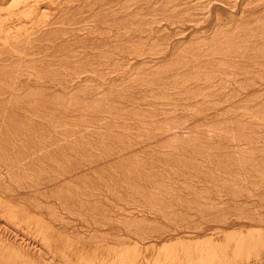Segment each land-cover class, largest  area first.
Here are the masks:
<instances>
[{"label": "rangeland", "instance_id": "rangeland-1", "mask_svg": "<svg viewBox=\"0 0 264 264\" xmlns=\"http://www.w3.org/2000/svg\"><path fill=\"white\" fill-rule=\"evenodd\" d=\"M16 1L14 6L10 7L9 4L1 10L4 9V13L10 11L8 14L18 17L26 14L25 9L27 7H37L39 22L37 25L20 29V31L33 29V34L30 37L15 38L8 44V49L17 51L20 57L11 58L9 55L0 52V62L10 67L6 71L0 69V83H2L0 84V139H5L10 145L6 147L0 143V164H2L0 165V169L2 168L0 170V176H2L0 178V196L8 199L14 209L20 208L28 211L21 214L22 217L10 216L9 213L0 214V255L6 259L3 260L4 263L9 261L6 264H63L55 258L54 253L64 245L65 250L75 246L78 248L81 246L92 247L91 245L109 247L114 248L116 254L136 253L133 249L150 248L157 245L159 248L157 252H164L165 255L162 258L154 259L152 255L155 253L152 252L151 255L149 253L148 256L152 258L149 263L145 259L147 255L144 253H147L146 251L143 252V256L138 255L136 259L130 260L128 263L120 259L115 263V258L107 259L103 255L99 260L102 264H191L192 261L189 262V260L195 257V253L183 251V247L174 248L171 243L177 242V237L185 239L188 235H192V237H197V240L204 239L209 235L206 231L204 232V229L213 227L214 224V227L219 229L236 223L240 224L241 228L235 230L242 228L244 230L260 229L259 226L264 222V196H262L264 195V0H261L263 4L260 0H230L233 5L228 0L227 3L226 0H214L215 4H212L213 0H172L173 3L168 0L170 2L168 4L166 3L167 0H164L163 3V0H160L161 5H159L158 0H135V2L134 0ZM148 1L149 3H147ZM179 1L185 3H182L181 6ZM36 3L39 5L36 6ZM119 3L121 4L119 5ZM229 3L231 4L230 7L235 6L236 8H230ZM103 5L104 8L102 9ZM183 5H186L185 9ZM160 6L162 9H159ZM176 6H178L177 10ZM179 6L180 9H178ZM171 8L176 11L171 10ZM182 8L184 11L187 10L189 14L187 11L184 12ZM204 8L207 10L202 12L201 10ZM212 8L213 10L210 11ZM40 9L42 10L41 13ZM189 9L191 12L196 10L195 16ZM163 10L168 12L165 13ZM221 10H227L229 14L235 13L237 19L233 22L234 24L230 23L232 26L228 23L218 26V17L223 13ZM260 10L263 13H260ZM57 12L58 14H56ZM169 12L176 15L173 16ZM186 12L188 16L183 15ZM163 13L165 14L162 15ZM200 13L205 16L203 17V14L200 15ZM191 14L192 16L189 17ZM167 15L173 17L167 18ZM135 17L144 18V20L138 22ZM163 17L169 19L170 25L167 24V20V23L163 20ZM193 17H196L195 21H193ZM187 18H190L189 20L195 24L190 23ZM197 19L199 20L197 21ZM242 20L243 22H241ZM181 21L182 23L179 25L178 23ZM204 21H208V23ZM146 22L149 23L147 26ZM171 23H175L173 25L176 26L173 27ZM130 24L135 25L132 27ZM127 26L129 30H127ZM144 27L148 29L158 28V30L161 28L154 32L155 34L151 35V38L147 39V37V41L142 39L147 42L143 43L148 45L152 39L154 41L150 42H153L155 47L159 42L171 44L175 41H181L183 47H178L179 50L177 51L176 49L173 50L169 58L162 62L164 64L150 63L149 68L151 70L147 76L146 74L142 75L140 71L148 69L149 64L138 65L137 68L132 69V72L130 70L131 73H135L129 72L128 75H122L121 69L124 70V73L127 71L125 70L127 68L123 66L125 63L129 64L127 63L128 59L131 61L134 58L131 61L134 63V61L149 57L151 52L156 51L155 47L149 53L150 50L138 48L140 46L136 47L140 49L137 51L133 46L138 41H131L128 38L131 35H137L145 29ZM190 28L191 31L188 30ZM215 28L216 30H214ZM219 30L226 31L219 33ZM8 32L13 33L14 31L11 29ZM168 32L171 34L169 35ZM199 33L204 36L202 34L199 36ZM205 35H208V38ZM220 35L221 37H219ZM166 36L169 37L166 39ZM109 37L110 39H108ZM230 39L232 40L229 41ZM26 41H29V44ZM130 43L133 46H130ZM210 43L214 45L211 44L210 46ZM105 44L107 45L105 46ZM184 45H188V47ZM132 49H136V51ZM109 51L114 53L113 56ZM176 52L178 55L175 54ZM8 53L12 52L9 51ZM123 53V56L128 58L120 61ZM173 53L174 55H172ZM176 56L178 61L175 62ZM162 65L166 66H163L165 71L161 70ZM159 67L160 69H158ZM111 71H114V74ZM120 71L122 72L121 75ZM105 76L108 77L105 78ZM121 78L123 80H120ZM112 79L122 81L121 85L107 84ZM25 81L41 83L54 81L57 84L66 81L65 84L60 85L67 86L65 92H60L55 91L57 89L55 86L41 84L32 86L26 84ZM8 88L23 89L19 93H14ZM68 93L70 94L68 95ZM91 100L94 102L92 103ZM31 102L33 103L31 104ZM69 103L70 105H66ZM131 109L133 112L130 111ZM4 112L6 113L4 114ZM140 113L142 114L140 115ZM115 115L116 117H114ZM106 134L109 135L106 136ZM32 142L38 143L35 146ZM24 149L29 152L25 154ZM42 150H49L47 152L50 156L44 158ZM37 156L42 157L40 161H35ZM130 160H132L131 163ZM147 162H150L151 165H147ZM63 167L64 171L62 170ZM156 174H159V177ZM14 184L15 186H13ZM17 188L19 192L16 191ZM49 190L53 191L52 194ZM12 192L14 193L12 194ZM113 204L117 206L114 207ZM43 207L48 208L42 210ZM64 209L66 210L64 211ZM175 212L176 214H174ZM243 218L244 222L242 221ZM60 219L64 221L62 222ZM122 220L124 222H121ZM144 221L147 222L144 223ZM129 222L132 225L128 224ZM25 224H29L33 228L28 227L27 230L24 227ZM78 226L80 227L78 228ZM42 235H46L48 241L51 242L48 243ZM122 237L123 239H121ZM47 243H54V249L49 248ZM8 255L9 258H7ZM139 257L144 258V260H138ZM196 263L217 264L215 261L204 262L202 260Z\"/></svg>", "mask_w": 264, "mask_h": 264}, {"label": "bare ground", "instance_id": "bare-ground-1", "mask_svg": "<svg viewBox=\"0 0 264 264\" xmlns=\"http://www.w3.org/2000/svg\"><path fill=\"white\" fill-rule=\"evenodd\" d=\"M39 1V0H38ZM41 2L43 1V0H40ZM58 1V0H57ZM56 1V2H57ZM63 1V0H62ZM61 1V2H62ZM68 1V0H67ZM73 1V0H72ZM94 1V0H93ZM141 1V0H140ZM151 1V0H150ZM162 1V0H161ZM178 1V0H177ZM184 1H186V0H184ZM228 1H230V0H228ZM247 1H250V0H247ZM252 1V0H251ZM44 2V1H43ZM48 2H49V0H48ZM47 2V3H48ZM63 2H65V0L63 1ZM90 2H92V1H90ZM101 2V1H100ZM123 2V1H122ZM131 2V1H130ZM134 2H135V0H134ZM146 2V1H145ZM145 2H142V3H145ZM155 2H157V1H155ZM158 2H159V5H161L163 2H164V0L162 1V3L160 4V0H158ZM157 2V3H158ZM170 2H172V0L170 1ZM170 2H168V0H167V4L168 3H170ZM180 2V1H179ZM178 2V3H179ZM190 2V1H189ZM208 2V1H207ZM224 2V1H223ZM260 2H261V0H260ZM17 3V1L16 0H0V52L1 53H3V54H6V55H9L11 58H13V57H20V54L17 52V51H13V50H11V49H8V47H9V43H10V41L12 40V39H15V38H27V37H30L32 34H33V29H29V30H26V31H20V29H22V28H25V27H28V26H34V25H37V23L39 22L38 21V12H37V7L36 8H33V7H27V9H25V11H27L26 12V14L24 15V16H18V17H15V16H13V15H11V14H8V13H10V11H7V13H4L3 12V10L4 9H2L1 10V8H3V7H5V6H7V5H9L10 4V7H12V6H14L15 4ZM23 3H24V1H23ZM29 2L27 1V4H28ZM55 3V2H54ZM117 3V2H116ZM147 3H149V1L147 2ZM165 3V4H166ZM173 3V2H172ZM171 3V4H172ZM175 3V2H174ZM181 3V6H182V3H185V2H180ZM203 3V2H202ZM211 2H209V4H210ZM215 4L216 2H214V0H213V2H212V4ZM225 3V2H224ZM226 3H227V0H226ZM230 3L232 4V2L230 1ZM229 3V7L231 6V4ZM245 3V2H244ZM250 3V2H249ZM252 3V2H251ZM255 3V2H254ZM262 3V2H261ZM33 4V3H32ZM70 4V3H69ZM103 4V3H102ZM102 4H101V6H102ZM107 4V3H106ZM113 4V3H112ZM121 3H119V5H120ZM124 4H126V3H124ZM134 4V3H133ZM136 4V3H135ZM138 4V3H137ZM154 4V3H153ZM164 4V6L165 7H167L166 5ZM171 4H169V5H171ZM177 4V3H176ZM209 4H207V5H209ZM219 4V3H218ZM235 4V3H234ZM256 5H257V3H255ZM263 4V3H262ZM35 5V4H34ZM37 5H39V3H36V6ZM67 5H68V3H67ZM78 5V4H77ZM107 5H109V4H107ZM143 5V4H142ZM146 5V4H145ZM150 5H151V3H150ZM156 5V4H155ZM158 5V4H157ZM156 5V6H157ZM168 5V6H169ZM191 5V4H190ZM211 5V4H210ZM222 5H225V4H223L222 3ZM233 5V4H232ZM249 5V4H248ZM253 5V4H252ZM259 5V4H258ZM58 6H59V4H58ZM89 6V5H88ZM114 6V5H113ZM130 6V5H129ZM134 6V5H133ZM149 6V5H148ZM174 6H175V4H174ZM184 6V9H185V7H186V5H183ZM199 6V5H198ZM203 6H205V5H203ZM226 7H227V5H225ZM239 6H240V4H239ZM243 5L241 4V7H242ZM263 6V5H262ZM24 7V6H23ZM98 7V6H97ZM125 7V6H124ZM162 6H160V8L159 9H162L161 8ZM165 7H164V9H165ZM177 7L178 6H176V10H177ZM189 7V6H188ZM191 7V6H190ZM195 7V6H194ZM202 7V6H201ZM209 7V6H208ZM208 7H206L207 9H208ZM221 7V6H220ZM249 7V6H248ZM8 8V7H7ZM49 8V7H48ZM93 8V7H92ZM104 8V5H103V7H102V9ZM107 8V7H106ZM137 8H140V7H137ZM136 8V9H137ZM169 8H170V6H169ZM175 8V7H174ZM174 8H171V10H174ZM203 8V7H202ZM206 8H204V9H202L201 11L203 12V10L205 11V9ZM215 8H216V6H215ZM214 8V9H215ZM218 8V7H217ZM230 8H236L235 6L233 7H230ZM230 8H229V10H230ZM250 8V7H249ZM254 8V7H253ZM256 8H258V7H256ZM16 9H17V7H16ZM46 9V8H45ZM56 9V8H55ZM67 9V8H66ZM93 9H96L95 7L93 8ZM108 9V8H107ZM120 9V8H119ZM118 9V10H119ZM126 9V8H125ZM131 9V8H130ZM136 9H134V10H136ZM155 9V8H154ZM178 9H180V6H179V8ZM183 9V8H182ZM184 9H183V11H184ZM188 9V8H187ZM206 9V10H207ZM39 10V9H38ZM110 10V9H109ZM118 10H116V11H118ZM121 10V9H120ZM124 10V9H123ZM170 10V11H171ZM176 10H174V11H176ZM193 10H195V9H193ZM192 10V11H193ZM196 10H197V8H196ZM195 10V11H196ZM198 10L200 11V9L198 8ZM213 10V8L210 10V11H212ZM216 10V9H215ZM233 10V9H232ZM239 10V9H238ZM241 10V9H240ZM239 10V11H240ZM242 10H243V8H242ZM248 11H249V9H247ZM246 10V11H247ZM254 10H256L255 8H254ZM261 10H263V9H261ZM260 10V11H261ZM11 11H14V10H11ZM16 11V10H15ZM41 9H40V13H41ZM46 11V10H45ZM54 11V10H53ZM103 11V10H102ZM131 11V10H130ZM139 11H141L140 9H139ZM154 11V10H153ZM161 11V10H160ZM164 11V10H163ZM185 11H187V10H185ZM184 11V12H185ZM189 11L191 12V10L189 9ZM194 11V12H195ZM209 11V10H208ZM218 11H220V10H218ZM217 11V12H218ZM222 11V10H221ZM17 12V11H16ZM22 12V11H21ZM49 12V11H48ZM88 12V11H87ZM127 12V11H126ZM132 12V11H131ZM137 12H138V10H137ZM145 12V11H144ZM165 12V11H164ZM166 12H168V11H166ZM165 12V13H166ZM173 12V11H172ZM172 12H169L170 14H172L173 16H175ZM178 12V11H177ZM188 12V11H187ZM187 12H186V14H183V15H186V16H188L187 15ZM194 12H191L193 15H194ZM223 13L218 17L219 19V23H217L218 24V26H219V24H221L222 26L224 25V24H226L227 25V23L230 25V23H232V24H234L233 22H235L236 21V19L237 18H235L236 16H235V13H227L228 11L226 10V11H222ZM233 12V11H232ZM236 12V11H235ZM242 12V11H241ZM250 12H251V10H250ZM44 13V12H43ZM42 13V14H43ZM104 13V12H103ZM108 13V12H107ZM111 13V12H110ZM116 13V12H115ZM130 13V12H129ZM151 13V12H150ZM159 13V12H158ZM165 13H163L162 15H164ZM182 13V12H181ZM180 13V14H181ZM198 15H199V13L198 12H196ZM209 13V12H208ZM219 13V12H218ZM221 13V12H220ZM240 13V12H239ZM244 13V12H243ZM245 13H247V12H245ZM260 13H263L262 11L260 12ZM19 14V13H18ZM45 14V13H44ZM56 14H58V12L56 13ZM70 14V13H69ZM98 14V13H97ZM142 14V13H141ZM188 14H189V12H188ZM192 14L191 15H189V17L190 16H192ZM201 14H203V13H200V15ZM255 14V13H254ZM23 15V14H22ZM48 15V14H47ZM113 15V14H112ZM161 15V16H162ZM206 15H208V14H206ZM240 15H242V13H240ZM247 15H248V13H247ZM114 16V15H113ZM135 16V15H134ZM143 17H144V15H142ZM148 16H150V15H148ZM166 16V15H165ZM173 16H171L170 15V17H168V15H167V18H171V17H173ZM195 16V15H194ZM205 15L203 14V17H204ZM216 16V15H215ZM244 16H245V14H244ZM249 16V15H248ZM253 16H255V15H253ZM47 17V16H46ZM151 17H153L152 15H151ZM197 17V16H196ZM195 17V18H196ZM199 17V16H198ZM238 17V16H237ZM240 17V16H239ZM250 17V16H249ZM48 18V17H47ZM60 18V17H59ZM93 18V17H92ZM130 19H131V17H129ZM128 18V19H129ZM140 17H135V19L136 20H138V22L140 21V20H144V18L143 19H139ZM147 18V17H146ZM159 18V17H158ZM167 18L165 19L164 17H163V20L164 21H166L167 20ZM185 19L184 20H186V17H184ZM194 18V17H193ZM195 18L193 19V21H195ZM202 18V17H201ZM205 18H208V17H205ZM210 18H212L211 16H210ZM209 18V19H210ZM214 18H217V17H214ZM126 19V18H125ZM132 19H134V18H132ZM149 19V18H148ZM190 18H187V20L188 21H190L189 20ZM203 19V18H202ZM208 19V20H209ZM235 19V20H234ZM241 19V18H240ZM41 20V19H40ZM101 20V19H100ZM107 20V19H106ZM117 20V19H116ZM178 20V19H177ZM182 20V19H181ZM199 19H197V21H198ZM205 20V19H204ZM207 20V19H206ZM249 20V19H248ZM247 20V21H248ZM91 21V20H90ZM103 21V20H102ZM119 21V20H118ZM128 21V20H127ZM127 21H125V22H127ZM160 21V20H159ZM163 21V22H164ZM167 21H168V23H167ZM166 21V23L167 24H169L170 25V23H169V19ZM174 21H176L175 20V18H174ZM173 21V22H174ZM178 21H180V20H178ZM183 21V20H182ZM182 21L180 22V23H178L179 25L182 23ZM192 20L190 21V23L191 22H193ZM201 21H203V20H201ZM214 21V20H213ZM41 22H42V20H41ZM100 22V21H99ZM114 22V21H113ZM131 22H135V21H131ZM145 22V21H144ZM150 22V21H149ZM153 22V21H152ZM156 22V21H155ZM158 22V21H157ZM163 22H161L162 24H163ZM200 22V21H199ZM204 22H207L208 23V21H204ZM215 22V21H214ZM241 22H243V20L241 21ZM263 22V21H262ZM108 23V22H107ZM112 23V22H111ZM128 23H130V22H128ZM141 23H143V22H141ZM147 23V22H146ZM176 23V22H175ZM175 23H171L172 25L173 24H175ZM186 23H187V21H186ZM189 23V24H190ZM194 23V22H193ZM192 23V24H193ZM198 23V22H197ZM201 23V22H200ZM213 23V22H212ZM254 23V22H253ZM109 24V23H108ZM133 24V23H132ZM138 24H140V23H138ZM149 23H147L146 24V26L148 25ZM154 24V23H153ZM188 24V26H191V25H189ZM195 24V23H194ZM205 24V23H204ZM239 24V23H238ZM241 24V23H240ZM239 24V25H240ZM99 25V24H98ZM101 25V24H100ZM105 25V24H104ZM115 25V24H114ZM116 25H118L117 24V22H116ZM125 25V24H124ZM129 25V24H128ZM131 25V24H130ZM135 25V24H134ZM133 25V26H134ZM152 25V24H151ZM171 25V26H172ZM200 25H203V24H200ZM215 25H216V23H215ZM220 25V26H221ZM237 25V24H236ZM251 25H252V23H251ZM262 25V24H261ZM64 26V25H63ZM132 26V25H131ZM132 26V27H133ZM138 26V25H137ZM142 26H144V25H142ZM150 26V25H149ZM149 26H148V28H149ZM155 26V25H154ZM174 26H176V25H173V27ZM182 26V25H181ZM192 26H195V25H192ZM211 26V25H210ZM230 26H232V25H230ZM249 26V25H248ZM247 26V27H248ZM264 26V25H263ZM88 27V26H87ZM117 27V26H116ZM126 27V26H125ZM128 27V26H127ZM157 27V26H156ZM168 27H170V26H168ZM173 27H172V29H173ZM214 27V26H213ZM226 27V26H225ZM241 27V26H240ZM244 27H246V26H244ZM254 27V26H253ZM36 28V27H35ZM35 28H34V30H35ZM131 28V27H130ZM137 28H139V27H137ZM145 28V27H144ZM148 28H145V29H143V30H141V32H137L138 34L136 35L135 33H133V34H135V35H131V37L129 36L128 38H130L131 39V41H140L139 43L137 42L136 44H135V46H133L131 43H130V46L132 45L133 47H138V46H140V47H138V48H145V49H148L147 51H149V53L156 47V51H154L153 53L151 52L150 53V56L149 57H147V58H144V59H142L141 57H140V59H142V60H137V61H134V63H132L131 61L134 59V58H132V60L130 61L129 59H128V61H130V62H128L127 61V63H129V64H126L125 63V65H127L126 67H125V65L123 66L124 68H127V69H125V70H127L125 73H124V70H122L121 69V71H123V73L120 71V75H121V73H122V75L123 74H129V72H130V70H131V72H132V69H134V67H136V66H138V65H145V64H149V66L147 67L148 69H145V70H142V71H140V73L143 75V74H146V76H147V73L151 70L149 67H150V63H155V64H164V63H162L163 61H166L165 59L166 58H169V55H171V52L173 51V50H175L176 49V51L177 50H179V49H177L178 47H181L182 45H183V43L181 42V41H175V42H173V43H171V44H164V43H162V42H159V44L158 45H155V47H154V44H153V42H150V41H154V40H148L149 42H148V45L147 44H145V43H143V42H146L147 41V39H149V37L151 38V35H153V34H155L154 32H157V31H159L160 30V28H159V30H158V28L157 29H148ZM193 28V27H192ZM195 28V27H194ZM217 28V27H216ZM216 28L214 29V30H216ZM220 28V27H219ZM222 28V27H221ZM228 28V27H227ZM227 28H225V29H227ZM232 28V27H231ZM231 28H229V29H231ZM234 28V27H233ZM232 28V29H233ZM264 28V27H263ZM11 29H13V33H9L8 31L9 30H11ZM181 29V28H180ZM196 29V28H195ZM205 29V28H204ZM210 29V28H209ZM248 29V28H247ZM17 30V31H16ZM127 30H129V27H128V29ZM135 30V29H134ZM167 30V29H166ZM168 30H169V28H168ZM176 30H177V28H176ZM185 30V29H184ZM183 30V31H184ZM188 30H190L191 31V28L190 29H188ZM197 30V29H196ZM196 30H194V31H196ZM202 30V29H201ZM205 30H207V29H205ZM213 30V31H214ZM220 30H222V29H220ZM219 30V31H220ZM250 30V29H249ZM255 30V29H254ZM120 31V30H119ZM131 31H133V30H131ZM163 31V30H162ZM162 31H160L161 32V34H162ZM173 31V30H172ZM185 31H187V30H185ZM212 31V32H213ZM218 31V32H219ZM226 31V30H225ZM225 31H220L219 33H221V32H223V33H225ZM233 31V30H232ZM238 31V30H237ZM252 31V30H251ZM166 32V31H165ZM165 32H164V34H165ZM171 32V31H170ZM174 32H175V30H174ZM173 32V33H174ZM189 32V31H188ZM207 32V31H206ZM210 33H211V31H209ZM216 32V31H215ZM37 33V32H36ZM113 33V32H112ZM127 33V32H126ZM125 33V34H126ZM130 33V32H129ZM176 33V32H175ZM227 33V32H226ZM35 34V33H34ZM90 34V33H89ZM92 34V33H91ZM160 34V33H159ZM168 34H169V32H168ZM168 34H166V35H168ZM171 34V33H170ZM169 34V35H170ZM191 34H193V32H191ZM190 34V35H191ZM202 34V33H201ZM200 33H199V36L201 35ZM215 34V33H214ZM230 34V33H229ZM233 34V33H232ZM235 34V33H234ZM244 34V33H243ZM114 35V34H113ZM120 35V34H119ZM189 35V36H190ZM203 35V34H202ZM212 35V34H211ZM226 35H228V34H226ZM226 35H224V36H226ZM83 36H85V35H83ZM98 36V35H97ZM112 36V35H111ZM124 36V35H123ZM162 36V35H161ZM204 36V35H203ZM206 36V35H205ZM208 36V35H207ZM206 36V37H207ZM229 36V35H228ZM235 36V35H234ZM239 36V35H238ZM86 37V36H85ZM113 37V36H112ZM148 37V38H147ZM169 37V36H168ZM167 36H166V39L168 38ZM184 37V36H183ZM192 37V36H191ZM190 37V38H191ZM210 37V36H209ZM219 37H221V35L219 36ZM231 37V36H230ZM229 37V38H230ZM94 38V37H93ZM127 38V37H126ZM147 38V39H146ZM152 38H153V36H152ZM187 38H188V36H187ZM195 38V37H194ZM208 38V37H207ZM214 39H216L215 37H213ZM222 38H223V36H222ZM222 38H221V41H223L222 40ZM225 38H227L228 39V37H225ZM242 38V37H241ZM106 39V38H105ZM108 39H110V37L108 38ZM114 39V38H113ZM144 39H146V41H143ZM154 39H155V36H154ZM157 39H158V37H157ZM224 39V38H223ZM234 39V38H233ZM243 39V38H242ZM89 40V39H88ZM211 40V39H210ZM220 40V39H219ZM232 39H230L229 41H231ZM246 40V39H245ZM97 41V40H96ZM99 41H101V40H99ZM157 41V40H156ZM156 41H155V43H156ZM252 41V40H251ZM15 42V41H14ZM28 44H29V41H26ZM98 42V41H97ZM96 42V43H97ZM102 42V41H101ZM107 42V41H106ZM142 42V43H141ZM170 42V41H169ZM185 42V41H184ZM209 42V41H208ZM19 43V42H18ZM52 43V42H51ZM108 43V42H107ZM126 43V42H125ZM141 43V44H140ZM147 43V42H146ZM199 43V42H198ZM219 43V45H220V42H218ZM218 43H216V44H218ZM229 43H231V42H229ZM236 43H238V42H236ZM37 44V43H36ZM101 44V43H100ZM111 44V43H110ZM126 44H128V43H126ZM150 44V45H149ZM197 44V43H196ZM211 44H213V43H210V46H211ZM224 44H227L226 42H224ZM232 44V43H231ZM38 45V44H37ZM56 45H57V43H56ZM107 44H105V46H106ZM194 45V44H193ZM201 45V44H200ZM214 45V44H213ZM223 45V44H222ZM36 46V45H35ZM53 46V45H52ZM93 46V45H92ZM91 46V47H92ZM101 46H103V45H101ZM104 46V47H105ZM185 47H188V45L186 46V45H184ZM190 46H191V44H190ZM196 46V45H195ZM209 46V47H210ZM218 46V45H217ZM225 46V45H224ZM231 46V45H230ZM234 46V45H233ZM37 47V46H36ZM39 47V46H38ZM103 47V48H104ZM183 47V46H182ZM181 47V48H182ZM197 47V46H196ZM201 47H202V45H201ZM201 47H200V49H201ZM214 47V46H213ZM213 47H211V48H213ZM219 47V46H218ZM217 47V48H218ZM223 47V46H222ZM79 48V47H78ZM96 48V47H95ZM110 48V47H109ZM138 48H136L137 49V51H139L140 49H138ZM230 48V47H229ZM17 49V48H16ZM120 50H121V48H119ZM136 49L135 50H133V51H136ZM141 49V50H142ZM185 49V48H184ZM197 49V48H196ZM214 49V48H213ZM219 49H221V48H219ZM223 49H224V47H223ZM253 49V48H252ZM22 50V49H21ZM20 50V51H21ZM62 50V49H61ZM92 50V49H91ZM90 50V51H91ZM116 50V49H115ZM202 50V49H201ZM207 50H209V49H207ZM212 50V49H211ZM211 50H209V51H211ZM215 50V49H214ZM222 50V49H221ZM234 50V49H233ZM12 52V53H8V52ZM57 51V50H56ZM94 51H96V50H94ZM113 51V50H112ZM122 51V50H121ZM200 51V50H199ZM215 51H217V49L215 50ZM227 51H228V49H227ZM250 51V50H249ZM74 52V51H73ZM110 52V51H109ZM108 52V53H109ZM118 52V51H117ZM143 52V51H142ZM179 52V51H178ZM207 52V51H206ZM31 53H33V52H31ZM124 53H125V51H124ZM124 53L122 54V56H121V59H120V61L121 60H125V59H127L128 57H124L123 55H124ZM139 53V52H138ZM144 53V52H143ZM148 53V52H147ZM146 53V55H148ZM183 53H184V50H183ZM189 53V52H188ZM212 53V52H211ZM217 53H219V52H217ZM223 53V52H222ZM80 54V53H79ZM110 54H112L111 52H110ZM114 54V53H113ZM113 54H112V56H113ZM119 54H121V53H119ZM125 54H127V53H125ZM140 54H142V53H140ZM140 54H138L139 56H143V55H140ZM175 54H177V52L175 53ZM180 54V53H179ZM108 55V54H107ZM136 55H137V53H136ZM172 55H174V53L172 54ZM178 55V54H177ZM181 55V54H180ZM220 55H221V53H220ZM66 56H68V55H66ZM103 56V55H102ZM126 56V55H125ZM132 57H134L133 55H131ZM168 56V57H167ZM196 56V55H195ZM200 56V55H199ZM204 56V55H203ZM228 56V55H227ZM74 57V56H73ZM81 57V56H80ZM86 57H88V56H86ZM117 57V56H116ZM115 57V58H116ZM172 57V56H171ZM186 57V56H185ZM190 57V56H189ZM198 57V56H197ZM205 57V56H204ZM221 57V56H220ZM131 58V57H130ZM174 58V57H173ZM182 58V57H181ZM180 58V59H181ZM199 58V57H198ZM136 59V58H135ZM179 59V60H180ZM4 60V59H3ZM113 60V59H112ZM170 60V59H169ZM176 60H177V56H176V58H175V62H176ZM113 61H115V60H113ZM116 61H117V59H116ZM178 61V60H177ZM218 61V60H217ZM111 63V62H110ZM124 63V62H123ZM167 63V62H166ZM168 63H170V62H168ZM172 63V62H171ZM195 63V62H194ZM103 64V63H102ZM105 64V63H104ZM160 64V65H161ZM180 64V63H179ZM10 65V64H9ZM41 65V64H40ZM52 65V64H51ZM60 66V65H59ZM113 66V65H112ZM164 65H162V67H163ZM179 66V65H178ZM184 66V65H183ZM19 67V66H18ZM53 67V66H52ZM83 67V66H82ZM106 67V66H105ZM108 67V66H107ZM106 67V68H107ZM161 67V66H160ZM160 67L158 68V69H160ZM164 67H166V66H164ZM164 67L163 68H161V70L163 69L164 71H165V69H164ZM205 67V66H204ZM10 67L9 66H7L5 63H3V62H0V69H3V70H7V69H9ZM11 68H13V67H11ZM109 68V67H108ZM137 68V67H136ZM135 68V69H136ZM143 68V67H142ZM145 68V67H144ZM177 68V67H176ZM95 69V68H94ZM156 69H157V67H156ZM169 69V68H168ZM167 69V70H168ZM264 69V68H263ZM34 70V69H33ZM100 70H102L101 68H100ZM109 70V69H108ZM107 70V71H108ZM110 70H112V69H110ZM138 70V69H137ZM162 70V71H163ZM177 70V69H176ZM179 70V69H178ZM242 70V69H241ZM13 71V70H12ZM52 71V70H51ZM68 71H70V70H68ZM84 71V70H83ZM92 71V70H91ZM105 71V70H104ZM119 71V70H118ZM155 71V70H154ZM42 72H44V71H42ZM81 72V71H80ZM100 72V71H99ZM106 72V71H105ZM112 72V71H111ZM114 72V71H113ZM112 72V73H113ZM130 72V73H131ZM152 72H153V70H152ZM151 72V73H152ZM157 72V71H156ZM37 73H38V71H37ZM103 73V72H102ZM133 73H135V72H133ZM133 73H131V74H133ZM155 73V72H154ZM185 73V72H184ZM14 74V73H13ZM12 74V75H13ZM20 74V73H19ZM49 74V73H48ZM48 74H47V76H48ZM73 74V73H72ZM82 74V73H81ZM80 74V75H81ZM110 74V73H109ZM114 74V73H113ZM177 74V73H176ZM69 75V74H68ZM77 75V74H76ZM79 75V76H80ZM94 75V74H93ZM98 75V74H97ZM99 75H102V74H99ZM111 75V74H110ZM135 75V74H134ZM137 75V74H136ZM153 75V74H152ZM186 75V74H185ZM33 76V75H32ZM31 76V77H32ZM41 76V75H40ZM151 76V75H150ZM192 76V75H191ZM217 76V75H216ZM226 76H227V74H226ZM249 76V75H248ZM29 77H30V74H29ZM108 77V76H107ZM106 76H105V78H107ZM127 77V76H126ZM130 77H132V76H130ZM136 76H134V78H135ZM154 77H155V75H154ZM175 77V76H174ZM196 77V76H195ZM224 77V76H223ZM13 78V77H12ZM21 78V77H20ZM38 78V77H37ZM50 78V77H49ZM100 78V77H99ZM102 78V77H101ZM114 78V77H113ZM115 78H116V76H115ZM123 78V77H122ZM120 79V80H123V79ZM176 78V77H175ZM225 78V77H224ZM66 79V78H65ZM103 79V78H102ZM130 79H132V78H130ZM136 79V78H135ZM146 79H148V78H146ZM153 79V78H152ZM158 79V78H157ZM168 79V78H167ZM179 79V78H178ZM226 79H228V78H226ZM243 79V78H242ZM260 79V78H259ZM23 80V79H22ZM38 80V79H37ZM50 80H51V78H50ZM56 80V79H55ZM125 80V79H124ZM137 80H138V78H137ZM164 80V79H163ZM181 80V79H180ZM209 80V79H208ZM3 81V80H2ZM5 81V80H4ZM41 81V80H40ZM72 81V80H71ZM83 81V80H82ZM104 81V80H103ZM107 81V80H106ZM141 81H142V79H141ZM140 81V82H141ZM147 81V80H146ZM153 81V80H152ZM173 81V80H172ZM178 81V80H177ZM198 81V80H197ZM212 81H213V79H212ZM261 81V80H260ZM10 82V81H9ZM70 82V81H69ZM89 82V81H88ZM126 82V81H125ZM128 82V81H127ZM131 82V81H130ZM138 82V81H137ZM164 82V81H163ZM193 82V81H192ZM222 82V81H221ZM263 82V81H262ZM11 83V82H10ZM20 83V82H19ZM25 83L26 84H28V85H32V86H35V85H50V86H55V87H57V89H55V91H60V92H65V87L67 86H61L60 84H65L66 83V81L64 82V83H60V84H57V83H55L54 81H51V82H47V83H45V81H44V83L42 82H38V81H25ZM121 83H122V81H119V80H115V79H112L111 81H109L107 84H120L121 85ZM139 83V82H138ZM137 83V84H138ZM143 83V82H142ZM162 83V82H161ZM201 83V82H200ZM264 83V82H263ZM0 84H2V83H0ZM240 84V83H239ZM19 85V84H18ZM123 85V84H122ZM163 85V84H162ZM186 85V84H185ZM184 85V86H185ZM197 85V84H196ZM234 85V84H233ZM232 85V86H233ZM259 85V84H258ZM13 86V85H12ZM23 86H26V85H23ZM86 86V85H85ZM151 86V85H150ZM156 86V85H155ZM236 86V85H235ZM62 87H64V88H62ZM99 87V86H98ZM102 87V86H101ZM122 87V86H121ZM137 87V86H136ZM239 87V86H238ZM36 88V87H35ZM87 88V87H86ZM96 88V87H95ZM107 88H108V86H107ZM162 88V87H161ZM179 88V87H178ZM184 88V87H183ZM260 88V87H259ZM264 88V87H263ZM2 89V88H1ZM21 89H23V88H8V90H11V91H14V93H19L20 92V90ZM44 89V88H43ZM98 89V88H97ZM118 89V88H117ZM123 89V88H122ZM127 89V88H126ZM129 89V88H128ZM238 89V88H237ZM242 89V88H241ZM3 90V89H2ZM36 90V89H35ZM39 90V89H38ZM83 90V89H82ZM95 90V89H94ZM99 90V89H98ZM108 90V89H107ZM106 90V91H107ZM115 90V89H114ZM159 90V89H158ZM210 90V89H209ZM223 90V89H222ZM226 90V89H225ZM262 90V89H261ZM260 90V91H261ZM33 92V91H32ZM36 92V91H35ZM75 92V91H74ZM76 92H77V90H76ZM75 92V93H76ZM105 92V91H104ZM150 92V91H149ZM199 92V91H198ZM113 93V92H112ZM132 93V92H131ZM139 93V92H138ZM151 93V92H150ZM190 93V92H189ZM260 93V92H259ZM30 94H31V92H30ZM57 94V93H56ZM61 94V93H60ZM70 93H68V95H69ZM79 94V93H78ZM102 94V93H101ZM128 94V93H127ZM172 94V93H171ZM34 95V94H33ZM39 95V94H38ZM45 95V94H44ZM105 95V94H104ZM113 95V94H112ZM137 95V94H136ZM152 95V94H151ZM245 95V94H244ZM259 95V94H258ZM132 96V95H131ZM197 96V95H196ZM75 97V96H74ZM97 97V96H96ZM98 97H99V95H98ZM256 97V96H255ZM35 98H36V96H35ZM44 98H45V96H44ZM48 98V97H47ZM58 98V97H57ZM102 98V97H101ZM175 98V97H174ZM228 98V97H227ZM60 99H61V96H60ZM77 99H79V98H77ZM81 99V98H80ZM106 99V98H105ZM123 99V98H122ZM131 99V101H132V98H130ZM87 100V99H86ZM89 100V99H88ZM100 100V99H99ZM9 101V100H8ZM12 101V100H11ZM30 101H31V98H30ZM32 101H33V99H32ZM50 101V100H49ZM75 101V100H74ZM82 101V100H81ZM80 101V102H81ZM90 101V100H89ZM92 101V100H91ZM97 101V100H96ZM109 101V100H108ZM107 101V102H108ZM35 102V101H34ZM84 102V101H83ZM86 102V101H85ZM94 101H92V103H93ZM98 102V101H97ZM124 102V101H123ZM33 102H31V104H32ZM36 103V102H35ZM234 103V102H233ZM44 104V103H43ZM76 104V103H75ZM85 104V103H84ZM95 104V103H94ZM93 104V105H94ZM133 104V103H132ZM137 104V103H136ZM47 105V104H46ZM45 105V106H46ZM66 105H70V103L69 104H66ZM77 105V104H76ZM92 105V106H93ZM4 106V105H3ZM32 106V105H31ZM41 106V105H40ZM56 106H58V105H56ZM73 106V105H72ZM103 106V105H102ZM111 106V105H110ZM66 107V106H65ZM107 107V106H106ZM152 107V106H151ZM258 107V106H257ZM261 107V106H260ZM32 108V107H31ZM91 108V107H90ZM103 108V107H102ZM24 109V108H23ZM28 109V108H27ZM35 109V108H34ZM37 109V108H36ZM101 109V108H100ZM105 109V108H104ZM193 109V108H192ZM234 109V108H233ZM239 109V108H238ZM38 110V109H37ZM127 110V109H126ZM237 110V109H236ZM40 111H42V110H40ZM91 111V110H90ZM130 111H132V109L130 110ZM244 111V110H243ZM52 112H53V110H52ZM103 112V111H102ZM106 112V111H105ZM123 112H124V109H123ZM133 112V111H132ZM136 112V111H135ZM142 112V111H141ZM151 112V111H150ZM6 112H4V114H5ZM29 113V112H28ZM146 113V112H145ZM145 113H144V115H145ZM107 114V113H106ZM127 114V113H126ZM136 114V113H135ZM142 113H140V115H141ZM247 114V113H246ZM249 114V113H248ZM109 115H110V113H109ZM112 115V114H111ZM7 116V115H6ZM61 116H62V114H61ZM104 116V115H103ZM15 117V116H14ZM64 117V116H63ZM88 117V116H87ZM100 117V116H99ZM113 117V116H112ZM114 117H116V115L114 116ZM138 117V116H137ZM145 117V116H144ZM234 117V116H233ZM65 118V117H64ZM63 118V119H64ZM79 118H80V116H79ZM85 118H86V116H85ZM120 118V117H119ZM124 118V117H123ZM239 118V117H238ZM35 119V118H34ZM84 119V118H83ZM87 119V118H86ZM92 119V118H91ZM112 119V118H111ZM243 119V118H242ZM70 120V119H69ZM103 120H104V118H103ZM124 120H125V118H124ZM123 120V121H124ZM131 120V119H130ZM82 121V120H81ZM80 121V122H81ZM138 121V120H137ZM17 122V121H16ZM15 122V123H16ZM101 122H103V121H101ZM107 122V121H106ZM21 123V122H20ZM35 123V122H34ZM98 123V122H97ZM144 123V122H143ZM154 123V122H153ZM222 123V122H221ZM90 124V123H89ZM102 124V123H101ZM114 124V123H113ZM146 124V123H145ZM230 124V123H229ZM18 125H21V124H18ZM71 125V124H70ZM70 125H69V127H70ZM99 125V124H98ZM124 125V124H123ZM128 125V124H127ZM130 125V124H129ZM147 125V124H146ZM232 125V124H231ZM6 126V125H5ZM23 126V125H22ZM83 126V125H82ZM54 127V126H53ZM260 127H261V125H260ZM22 128V127H21ZM74 128V127H73ZM85 128V127H84ZM120 128V127H119ZM130 128V127H129ZM132 128V127H131ZM168 128V127H167ZM41 129V128H40ZM53 129V128H52ZM86 129V128H85ZM90 129V128H89ZM127 129V128H126ZM140 129V128H139ZM198 129V128H197ZM72 130V129H71ZM79 130V129H78ZM77 130V131H78ZM91 130V129H90ZM90 130H87L88 132L90 131ZM94 130V129H93ZM95 130H97V129H95ZM99 130H101V129H99ZM130 130V129H129ZM132 130V129H131ZM130 130V131H131ZM141 130V129H140ZM63 131V130H62ZM76 131V130H75ZM103 131V130H102ZM143 131H145V130H143ZM87 132V133H88ZM107 132V131H106ZM111 132V131H110ZM121 132V131H120ZM147 132V131H146ZM11 133V132H10ZM80 133V132H79ZM78 133V134H79ZM85 133V132H84ZM97 133V132H96ZM115 133V132H114ZM118 133V132H117ZM116 133V134H117ZM7 134H9L8 132H7ZM38 134H39V132H38ZM86 134V133H85ZM91 134V133H90ZM115 134V135H116ZM121 134V133H120ZM144 134V133H143ZM192 134H194V133H192ZM88 135V134H87ZM107 135H109V134H106V136ZM110 135H112V134H110ZM114 135V134H113ZM119 135V134H118ZM123 135V134H122ZM161 135V134H160ZM209 135V134H208ZM13 136H16V135H14L13 134ZM80 136V135H79ZM83 136V135H82ZM101 136V135H100ZM157 136V135H156ZM71 137V136H70ZM87 137V136H86ZM103 137V136H102ZM126 137V136H125ZM158 137V136H157ZM50 138V137H49ZM88 138V137H87ZM97 138V137H96ZM113 138V137H112ZM128 138V137H127ZM140 138V137H139ZM170 138V137H169ZM40 139V138H39ZM83 139V138H82ZM89 139V138H88ZM224 139V138H223ZM76 140V139H75ZM113 140V139H112ZM92 141V140H91ZM122 141V140H121ZM145 141V140H144ZM150 141V140H149ZM232 141H233V139H232ZM194 142V141H193ZM0 143L2 144V145H4V146H6V147H9L10 145L8 144V142L5 140V139H0ZM38 143V142H37ZM36 142H32V144H34L35 146H36V144H37ZM149 143V142H148ZM222 143V142H221ZM251 143V142H250ZM107 144V143H106ZM109 144V143H108ZM135 144V143H134ZM122 145V144H121ZM140 145H142V144H140ZM21 146H22V144H21ZM34 146V147H35ZM38 146V145H37ZM124 146V145H123ZM137 146V145H136ZM135 146V147H136ZM143 146V145H142ZM213 146V145H212ZM211 146V147H212ZM27 147V146H26ZM39 147V146H38ZM77 147V146H76ZM160 147V146H159ZM224 147V146H223ZM230 147V146H229ZM80 148V147H79ZM133 148V147H132ZM171 148V147H170ZM204 148V147H203ZM206 148V147H205ZM58 149V148H57ZM87 149V148H86ZM102 149H104V148H102ZM120 149V148H119ZM145 149V148H144ZM150 149V148H149ZM236 149V148H235ZM25 150V149H24ZM88 150V149H87ZM99 150V149H98ZM134 150V149H133ZM142 150V149H141ZM237 150H238V148H237ZM247 150V149H246ZM47 151H49V150H47ZM47 151H45V150H42V156L45 158H47V157H49L50 156V154L47 152ZM54 151H56V150H54ZM108 151V150H107ZM154 151V150H153ZM195 151V150H194ZM24 152V151H23ZM27 152H29V151H27V150H25V154L27 153ZM32 152H34L33 151V149H32ZM142 152H143V150H142ZM157 152V151H156ZM16 153V152H15ZM103 153V152H102ZM184 153V152H183ZM187 153V152H186ZM192 153V152H191ZM206 153V152H205ZM6 154V153H5ZM39 154V153H38ZM75 154V153H74ZM104 155H105V153H103ZM147 154V153H146ZM158 154V153H157ZM164 154H166V153H164ZM137 155V154H136ZM140 155V154H139ZM145 155V154H144ZM148 155V154H147ZM189 155V154H188ZM235 155H237V154H235ZM89 156V155H88ZM108 156V155H107ZM128 156V155H127ZM141 156V155H140ZM139 156V158H141ZM149 156V155H148ZM119 157V156H118ZM134 157V156H133ZM201 157V156H200ZM32 158V157H31ZM41 158L42 157H40V156H37V157H35V161H40L41 160ZM88 158H90V157H88ZM111 158H113V157H111ZM181 158H182V156H181ZM33 159V158H32ZM92 159H93V157H92ZM99 159H100V157H99ZM124 159V158H123ZM122 159V160H123ZM128 159H131V158H128ZM73 160V159H72ZM108 160V159H107ZM140 160V159H139ZM166 160V159H165ZM164 160V161H165ZM2 161V160H1ZM33 161V160H32ZM68 161V160H67ZM74 161V160H73ZM131 161L132 160H130V163H131ZM138 161V160H137ZM149 161V160H148ZM115 162V161H114ZM125 162H126V160H125ZM143 162V161H142ZM151 162V161H150ZM150 162H147V165L149 164V165H151V163ZM160 162V161H159ZM167 162V161H166ZM110 163V162H109ZM133 163H135V162H133ZM144 163V162H143ZM171 163V162H170ZM111 164V163H110ZM0 165H2V164H0ZM96 165V164H95ZM137 165V164H136ZM66 166V165H65ZM131 166V165H130ZM156 166H157V164H156ZM163 166V165H162ZM169 166V165H168ZM176 166V165H175ZM18 167V166H17ZM111 167H112V165H111ZM121 167V166H120ZM85 168V167H84ZM2 169V168H1ZM0 169V170H1ZM64 169V167L62 168V170ZM88 169V168H87ZM120 169V168H119ZM131 169V168H130ZM251 169V168H250ZM8 170H9V168H8ZM52 170V169H51ZM201 170V169H200ZM13 171V170H12ZM64 171V170H63ZM104 171V170H103ZM123 171H124V169H123ZM133 171V170H132ZM137 171V170H136ZM139 171V170H138ZM142 171V170H141ZM150 171V170H149ZM202 171V170H201ZM203 171H204V168H203ZM14 172V171H13ZM106 172V171H105ZM118 172V171H117ZM145 172V171H144ZM143 172V173H144ZM7 173V172H6ZM168 173V172H167ZM132 174H135V173H132ZM200 174V173H199ZM221 174V173H220ZM5 175H7V174H5ZM39 175V174H38ZM48 175V174H47ZM136 175V174H135ZM140 175V174H139ZM157 176L159 175V174H156ZM41 176V175H40ZM50 176V175H49ZM84 176V175H83ZM97 176V175H96ZM193 176V175H192ZM244 176V175H243ZM2 176H0V178H1ZM7 177V176H6ZM42 177V176H41ZM59 177V176H58ZM100 177V176H99ZM123 177V176H122ZM159 177V176H158ZM161 177V176H160ZM194 177V176H193ZM46 178H48V177H46ZM89 178V177H88ZM143 178V177H142ZM81 179V178H80ZM101 179V178H100ZM164 179H165V177H164ZM262 179V178H261ZM38 180V179H37ZM103 180V179H102ZM136 180H137V178H136ZM4 181V180H3ZM50 181V180H49ZM56 181V180H55ZM171 181V180H170ZM82 183H83V181H81ZM101 182V181H100ZM131 182V181H130ZM146 182V181H145ZM1 183V182H0ZM44 183V182H43ZM49 183V182H48ZM153 183V182H152ZM205 183H206V181H205ZM222 183V182H221ZM248 183V182H247ZM12 184V183H11ZM127 184V183H126ZM175 185H176V183H174ZM4 185V184H3ZM7 185V184H6ZM75 185V184H74ZM220 185V184H219ZM222 185V184H221ZM251 185V184H250ZM9 186V185H8ZM13 186H15V184L13 185ZM39 186V185H38ZM48 186V185H47ZM120 186V185H119ZM132 186V185H131ZM155 186V185H154ZM187 186V185H186ZM44 187V186H43ZM76 187V186H75ZM129 187V186H128ZM48 188V187H47ZM109 188H111V187H109ZM225 188V187H224ZM122 189V188H121ZM204 189H206V188H204ZM33 190V189H32ZM38 190V189H37ZM61 190V189H60ZM135 190V189H134ZM140 190V189H139ZM159 190V189H158ZM14 191V190H13ZM16 191H18V188H17V190ZM50 191V190H49ZM144 191V190H143ZM176 191V190H175ZM19 192V191H18ZM40 192V191H39ZM51 192V191H50ZM53 192V191H52ZM52 192H51V194H52ZM56 192V191H55ZM67 192V191H66ZM114 192V191H113ZM164 192V191H163ZM182 192V191H181ZM205 192V191H204ZM9 193V192H8ZM14 192H12V194H13ZM33 193V192H32ZM68 193V192H67ZM34 194V193H33ZM39 194V193H38ZM37 194V195H38ZM46 194V193H45ZM53 194H55V193H53ZM1 195V194H0ZM24 195V194H23ZM66 195V194H65ZM118 195V194H117ZM116 195V196H117ZM137 195V194H136ZM153 195V194H152ZM234 195V194H233ZM47 196V195H46ZM56 196V195H55ZM54 196V197H55ZM115 196V195H114ZM115 196V197H116ZM141 196V195H140ZM244 196V195H243ZM262 196H264V195H262ZM22 197V196H21ZM24 197V196H23ZM27 197V196H26ZM45 197V196H44ZM149 197H150V194H149ZM32 198H34V197H32ZM49 198V197H48ZM53 198V197H52ZM11 199V198H10ZM19 199V198H18ZM41 199H42V196H41ZM56 200L58 199L57 197L55 198ZM35 200V199H34ZM47 200V199H46ZM105 200V199H104ZM107 200V199H106ZM138 200V199H137ZM142 200V199H141ZM193 200H196V199H193ZM23 201V200H22ZM25 201V200H24ZM37 201V200H36ZM158 201V200H157ZM161 201V200H160ZM159 201V202H160ZM186 201V200H185ZM31 202V201H30ZM121 202V201H120ZM143 202V201H142ZM228 202H231V201H228ZM11 202L8 200V199H6V198H4L3 196H0V214H2V215H4V214H10V216H20V217H22L23 215H21V214H25V212H28L27 210H25V209H20V208H16V209H14V207L13 206H11L12 204H10ZM54 203V202H53ZM52 203V204H53ZM61 203V202H60ZM113 203V202H112ZM111 203V204H112ZM164 203V202H163ZM249 203V202H248ZM17 204V203H16ZM28 204V203H27ZM36 204V203H35ZM34 204V205H35ZM38 204H39V202H38ZM124 204V203H123ZM250 204V203H249ZM63 205V204H62ZM262 205H263V203H262ZM18 206H19V204H18ZM36 206V205H35ZM38 206V205H37ZM39 206H40V204H39ZM45 206V205H44ZM64 206V205H63ZM112 206H114V204L112 205ZM117 205H115L114 207H116ZM22 207V206H21ZM41 207V206H40ZM50 207V206H49ZM72 207H73V205H72ZM98 207V206H97ZM113 207V208H114ZM42 208V207H41ZM44 208L45 207H43V209L42 210H44ZM48 208V207H47ZM47 208H45V209H47ZM50 208H52V206L50 207ZM63 208V207H62ZM119 208V207H118ZM144 208H145V206H144ZM151 208V207H150ZM167 208H168V206H167ZM181 208V207H180ZM214 208H216L215 206H214ZM219 208V207H218ZM36 210H37V208H35ZM115 209V208H114ZM188 209V208H187ZM234 209V208H233ZM241 209V208H240ZM258 209V208H257ZM14 210H16V211H14ZM51 209H49V211H50ZM66 209H64V211H65ZM121 210V209H120ZM188 210H190V209H188ZM253 210H255V209H253ZM48 211V212H49ZM55 211V210H54ZM106 211V210H105ZM155 211V210H154ZM51 212V211H50ZM68 212H69V210H68ZM71 212V211H70ZM119 212V211H118ZM165 212V211H164ZM174 212V211H173ZM219 212H220V210H219ZM106 213V212H105ZM178 213V212H177ZM183 213V212H182ZM29 214V213H28ZM79 214V213H78ZM107 214V213H106ZM138 214V213H137ZM143 214V213H142ZM148 214V213H147ZM171 214V213H170ZM174 214H176V212L174 213ZM179 214V213H178ZM264 214V213H263ZM30 215V214H29ZM43 215V214H42ZM80 215V214H79ZM144 215V214H143ZM169 215V214H168ZM167 215V216H168ZM226 215H228V214H226ZM31 216V215H30ZM69 216V215H68ZM170 216V215H169ZM168 216V217H169ZM175 216V215H174ZM188 216V215H187ZM242 216V215H241ZM260 216V215H259ZM60 217V216H59ZM62 217V216H61ZM81 217V216H80ZM103 217V216H102ZM116 217V216H115ZM173 217V216H172ZM83 218V217H82ZM133 219H134V217H132ZM177 218V217H176ZM36 219V218H35ZM54 219V218H53ZM110 219V218H109ZM118 219V218H117ZM131 219V218H130ZM137 219V218H136ZM139 219V218H138ZM148 219V218H147ZM180 219V218H179ZM223 219H225V218H223ZM250 219V218H249ZM58 220V219H57ZM65 220H67V219H65ZM93 220V219H92ZM118 220H120V219H118ZM124 220V219H123ZM121 221V222H124V221ZM127 220H128V218H127ZM132 220V219H131ZM143 220V219H142ZM177 220V219H176ZM197 220V219H196ZM195 220V221H196ZM221 220H222V218H221ZM60 221H62L61 219H60ZM64 221V220H63ZM62 221V222H63ZM68 221V220H67ZM70 221V220H69ZM129 221V220H128ZM134 221V220H133ZM133 221H131V222H133ZM141 221V220H140ZM243 222H244V218H243V220H242ZM245 221H246V219H245ZM259 221V220H258ZM56 222V221H55ZM125 222H127V221H125ZM136 222V221H135ZM147 222V221H146ZM145 221H144V223H146ZM247 222V221H246ZM52 223V222H51ZM70 223V222H69ZM72 223H74V222H72ZM85 223V222H84ZM143 223V222H142ZM151 223V222H150ZM200 223V222H199ZM55 224V223H54ZM61 224V223H60ZM99 224V223H98ZM122 224V223H121ZM128 224H130V222L128 223ZM140 224V223H139ZM152 224V223H151ZM157 224V223H156ZM182 224V223H181ZM201 224V223H200ZM199 224V225H200ZM212 224V223H211ZM250 224V223H249ZM34 225H35V223H34ZM65 225V224H64ZM68 225V224H67ZM70 225V224H69ZM130 225H132V224H130ZM215 225V224H214ZM214 225H213V227H206L205 229H204V232L206 231L209 235L206 237V238H204V239H198L197 240V237H192V235H188V237H186L185 239H181L182 237H177V242H174V243H171L172 245H173V247L174 248H182L183 247V251H189V252H191V253H195V257L192 259V260H189V262H191V264H197L196 262L197 261H199V260H202V261H204V262H212V261H215L217 264H264V222H263V224L261 225V226H259V228L260 229H248V230H244L243 228V230L242 229H240V230H235V229H239V228H241V226H239L240 224H238V223H236V224H231L230 226H227V227H222V228H215L214 227ZM37 226V225H36ZM102 226V225H101ZM140 226H141V224H140ZM148 226V225H147ZM196 226H198V224H196ZM201 226V225H200ZM24 227L27 229L28 227H30V228H33L31 225H29V224H25L24 225ZM80 226H78V228H79ZM104 227H106V226H104ZM160 227H161V225H160ZM163 227V226H162ZM220 227V226H219ZM244 227V226H243ZM65 228V227H64ZM185 228V227H184ZM56 229V228H55ZM122 229V228H121ZM164 229V228H163ZM177 229V228H176ZM28 230V229H27ZM140 230H142V229H140ZM168 230V229H167ZM179 230V229H178ZM146 231V230H145ZM144 231V232H145ZM156 231V230H155ZM123 232H124V230H123ZM54 233V232H53ZM52 233V234H53ZM65 233V232H64ZM63 233V234H64ZM62 234V235H63ZM66 234H67V232H66ZM102 234V233H101ZM175 234V233H174ZM70 235V234H69ZM88 235H90V234H88ZM97 235H99L100 236V234L99 233H97ZM135 235V234H134ZM178 235V234H177ZM181 235V234H180ZM201 235V234H200ZM99 236H97V237H99ZM42 237L44 238H46L47 239V241H48V237H46V235H42ZM50 237V236H49ZM52 238V237H51ZM153 238V237H152ZM151 238V239H152ZM41 239V238H40ZM62 239V238H61ZM66 239V238H65ZM91 239V238H90ZM95 239V238H94ZM115 239H117V238H115ZM121 239H123V237L121 238ZM121 239H119L120 241H122ZM145 239V238H144ZM156 239V238H155ZM42 240V239H41ZM104 240V239H103ZM139 240V239H138ZM142 240V239H141ZM153 240V239H152ZM83 241H85V240H83ZM88 241V240H87ZM94 241V240H93ZM100 241V240H99ZM115 241H117V240H115ZM51 241H48V243H50ZM54 242V241H53ZM57 242V241H56ZM66 242V241H65ZM47 243V245H48V247L49 248H51V249H54V247H55V244L54 243H52V244H48ZM189 243H191L190 245H189ZM64 244V243H63ZM193 244V245H192ZM2 245V244H1ZM179 245H181V246H179ZM59 246V245H58ZM92 247H89V246H81V247H77V246H75V247H73V248H68L67 250H65V245L62 247H59V250L58 251H56V250H53V251H56V253H54V255H55V258H57L59 261H61L63 264H102L101 262H100V258H102L103 256L104 257H107V259H109V258H115L116 260L114 261L115 263L116 262H118V260L120 259V260H122V261H124V262H129L130 260H133V259H136L137 258V256L138 255H140V256H143V252H147V253H144V254H146L147 256H146V260L148 261V263H149V261L152 259L151 257H149L148 256V254L150 253V255H151V253L153 252V253H155L154 255H152V256H154V259H159V258H162L163 257V255H165L164 254V252H157L158 250H159V248H157L158 246L156 245V246H151L150 248H148V247H146V248H137V249H133V250H135L136 251V253L135 252H131V253H128V254H116L115 252H116V250L114 249V248H109V247H102V246H95V245H91ZM57 248V247H56ZM142 249H143V251H142ZM3 250V249H2ZM142 251V252H141ZM139 252V253H138ZM141 252V253H140ZM0 253H1V250H0ZM12 253V252H11ZM3 254H4V251H3ZM137 254V255H136ZM208 254V255H207ZM103 255V256H102ZM16 256V255H15ZM12 257V256H11ZM7 258H9V255H8V257ZM14 258V257H13ZM148 258V259H147ZM16 259V258H15ZM140 259H143L144 260V258H141V257H139L138 258V260H140ZM3 260H6L3 256H1L0 255V264H6L7 262H9V261H7L6 263H4V261ZM17 260H19V259H17ZM51 260V259H50ZM55 262H57V261H55ZM151 262V261H150ZM188 262V263H189ZM17 263V262H16ZM114 263V264H115ZM122 263V262H121ZM12 264H14V263H12ZM57 264V263H56ZM103 264H105V263H103Z\"/></svg>", "mask_w": 264, "mask_h": 264}]
</instances>
